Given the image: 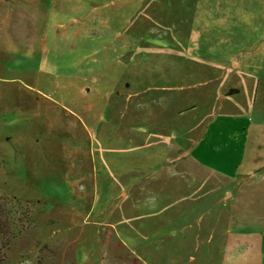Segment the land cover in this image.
<instances>
[{
	"label": "rangeland",
	"instance_id": "rangeland-1",
	"mask_svg": "<svg viewBox=\"0 0 264 264\" xmlns=\"http://www.w3.org/2000/svg\"><path fill=\"white\" fill-rule=\"evenodd\" d=\"M173 1L175 8L158 0L144 9L136 28L145 52L108 64L107 74L94 49L84 58L71 47L66 61L38 57L43 20L32 39L18 35L23 25L14 18L8 36L3 26L0 204L20 218L18 236L1 252L3 264H130L144 252L156 264H264V143L254 133V79L239 68L242 53L257 42L242 46L250 32L224 21V14L217 26L200 17V29L211 31L201 52L212 49L216 67L183 76L177 66L191 24L171 21L194 4ZM7 12L12 18L17 10ZM96 12L83 22L91 36L100 27ZM240 14L264 17L252 8ZM111 66L121 76L128 67L134 72L121 85ZM228 83L242 95L219 109V91ZM234 102L246 131L240 159L210 141L198 146L211 116L232 113ZM180 110L184 115L176 118ZM210 224L232 227V245L198 248L196 229ZM135 239L145 248H133Z\"/></svg>",
	"mask_w": 264,
	"mask_h": 264
},
{
	"label": "crops",
	"instance_id": "crops-1",
	"mask_svg": "<svg viewBox=\"0 0 264 264\" xmlns=\"http://www.w3.org/2000/svg\"><path fill=\"white\" fill-rule=\"evenodd\" d=\"M156 1L158 0H112L100 2L98 6H90L87 0H0V31L5 26V34L8 36L10 31L12 33L14 29L11 30L10 24L14 18L16 23L25 26L24 29L22 26L18 30V35L24 39H29L40 32L39 28H37V32L34 31V27L40 26L41 20H43L44 29L41 42L37 46L38 57L46 54L49 57L60 56L61 58H66L62 60L66 61L70 56L71 47L74 49L72 52H77L80 57L84 58L89 54V50L94 49V51L96 50L95 54L102 58L103 64H106L100 70L105 71L104 74H107L109 73L106 72L108 71V64L114 65V63H118L120 60L126 62L127 58L131 57L130 55L135 56L137 53L142 55L145 52L144 49H140V42L144 37L137 33V28H140L143 20H140L139 17L142 15L144 9L148 6H153ZM191 2L194 4V7L190 9L191 11L185 13L182 10L176 14L175 20L171 21L174 23L178 19L175 24H191L185 49L180 56L183 65L181 68L180 65L177 66L180 74L182 73L185 76L186 73L190 77L199 71L200 66L207 67L208 69L216 67L210 59V53H213V50L210 49L206 53L201 52V44H203L201 41L210 38L211 31L207 29L206 32L205 29H200V25H202L201 20L203 21V19L200 20V17L207 16L209 23L216 25V21H221L222 14H224V21L230 18L231 25H241V29L249 31L251 36L247 33L249 36L246 35L248 37L246 41L243 39V41L240 40V43L242 46H246L247 40L250 39L257 42L256 47L255 49H246L244 53L241 52L246 58L242 67H239V64L235 61L233 65L241 69L243 68V73L245 72L250 79H254L255 94L251 112L256 114L259 119L258 124L254 128V133L256 139L264 143V135H262L264 132V17L254 21L255 19L252 18L245 20L241 17V14L239 15L243 7L247 9L252 8L264 14V0H191ZM176 4L177 2L173 0H167V3H163L168 8H175ZM12 6L17 10V13L11 18L10 13L7 11ZM93 11H97L100 24L99 29L94 34L95 36H91L92 33H90L88 24L83 23L88 18L89 13ZM24 18H27V20L24 21ZM137 23L141 24L136 28ZM204 34L206 36H203ZM73 36L76 38V42L71 43V37ZM165 36L168 38L167 34ZM87 40H90L92 43L90 44ZM251 55L257 56L256 62L250 60L248 56ZM113 67H110L111 71L119 75V71ZM133 72H130L128 67L123 70L122 76L120 73L117 81L121 80L120 84H124L127 75ZM225 73L224 77L226 78L228 73L227 71ZM130 81L127 83L129 87L133 85ZM184 87L182 86L181 88ZM37 90L40 91V89ZM219 92V98L222 101H220L221 105L219 109L224 108V103L228 99L236 100L242 95L241 89L235 84L230 83L222 87ZM234 105L236 106L235 102ZM196 107L194 105L192 108ZM183 115L184 110H180L177 112L176 118L177 116L180 118ZM212 116L210 118L211 122L205 125V132L200 138L198 146H202L210 141L213 147L230 153H236L238 155L237 159H240L247 145L245 142L246 131L242 124L244 116L242 115L240 106H236L235 111L233 110L232 113L224 114V117L215 114ZM231 231H233L232 227L224 228L219 224L199 225L193 236V241H195L194 243L198 248L200 245L207 243L209 245L215 241L222 242L221 246H230L232 245V239L229 237L231 236ZM204 233L208 234L206 237L207 242L201 241L203 239L202 234ZM142 243L143 241L135 239L133 248H145L146 244L143 246ZM142 255L145 256H142V260L139 257L134 258L130 264H156L147 253L144 252Z\"/></svg>",
	"mask_w": 264,
	"mask_h": 264
},
{
	"label": "trees",
	"instance_id": "trees-1",
	"mask_svg": "<svg viewBox=\"0 0 264 264\" xmlns=\"http://www.w3.org/2000/svg\"><path fill=\"white\" fill-rule=\"evenodd\" d=\"M16 212L9 211L6 205L0 204V255L1 252L10 249V245L18 236L16 227L20 222ZM0 264L5 261V256L0 257Z\"/></svg>",
	"mask_w": 264,
	"mask_h": 264
}]
</instances>
